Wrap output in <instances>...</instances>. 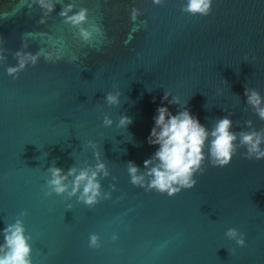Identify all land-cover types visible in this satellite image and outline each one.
Masks as SVG:
<instances>
[{
	"label": "water",
	"instance_id": "95a60500",
	"mask_svg": "<svg viewBox=\"0 0 264 264\" xmlns=\"http://www.w3.org/2000/svg\"><path fill=\"white\" fill-rule=\"evenodd\" d=\"M62 2L87 8L103 43L82 44L59 5L39 25L30 0H0V231L27 213L32 264H264V159H245L239 148L224 168L205 160L195 187L171 198L133 187L127 173L129 161L143 172L157 150L147 137L160 106L173 115L186 107L209 130L226 116L233 132L264 129L244 96L257 91L264 107V0H212L206 17L181 12L185 0ZM23 40L33 54L63 45V59L41 57L14 80L7 68ZM116 91L119 104L107 105ZM165 92L177 105L161 104ZM121 116L132 121L126 129L117 127ZM89 141L109 171L99 182L111 198L90 209L45 196L49 167L95 165ZM230 228L243 233V248L226 238ZM92 234L99 248L88 246Z\"/></svg>",
	"mask_w": 264,
	"mask_h": 264
},
{
	"label": "clouds",
	"instance_id": "9594fccd",
	"mask_svg": "<svg viewBox=\"0 0 264 264\" xmlns=\"http://www.w3.org/2000/svg\"><path fill=\"white\" fill-rule=\"evenodd\" d=\"M151 2L160 6L165 0H151ZM57 5L60 6L59 18L65 25L76 29V35L82 44H90L93 41L103 43L104 32L94 19L89 18L87 8L81 7L79 11H74V3L64 5L62 0H30L27 7L32 9L35 6L40 9L41 18L38 24L44 25L48 17L55 12ZM211 5L212 0H185L181 12L189 16L206 17L211 12ZM140 15V10L133 8L130 19L135 22ZM4 43L5 41L0 38V63H5L7 60ZM63 47L61 45L60 48H43L33 54L28 51V42L23 40L20 50L13 54L16 66L8 67L7 75L14 80L17 79L18 74L26 67H35L41 57L45 61L56 63L63 59ZM244 96L247 105L255 110V115L261 121H264V107L261 106L260 94L255 90L245 89ZM119 97V91L115 94L108 93L105 97L107 105L117 106ZM168 97L169 94L165 92L161 100L162 105L165 101L169 105H177L174 99L169 100ZM153 121L154 126L147 137V144L157 149L154 155L143 162V172L135 163L131 161L127 163L131 185L144 189L145 192L167 194L171 198L182 190H190L197 183L194 177L203 175L206 171L205 160L212 167L224 168L230 164L239 148L246 149L245 159L256 161L264 159V149L261 148L264 144V129L233 132L231 131L233 121L228 116L218 119L209 130L186 107L173 115L168 107L160 106L156 109ZM131 123L130 118L121 116L117 127L126 129ZM112 124L113 121L105 116L103 126L111 127ZM246 127L252 128V122L248 121ZM86 149L93 151L95 165L85 161L82 167H69L67 172L56 166L49 167L47 169L49 178L45 180L44 185L45 196L50 197L55 194L57 197L66 196L69 200L75 197L77 203L90 209L100 200L111 198L110 192L103 195L101 192L99 181L107 178L109 171L101 162L100 153L96 151L97 145L89 141ZM109 187L112 191H116L114 185ZM26 215V212H21L14 223L0 231V235L3 236V243L0 244V264H32L31 247L28 243L31 236L25 235L22 219ZM225 236L229 241H234L238 247L245 246L243 233L236 229H228ZM112 239L116 240L117 237L114 235ZM88 246L93 249L100 247L99 237L96 234L89 236Z\"/></svg>",
	"mask_w": 264,
	"mask_h": 264
}]
</instances>
